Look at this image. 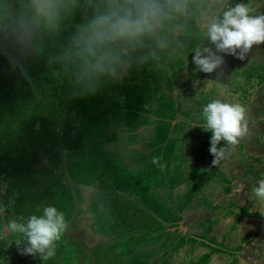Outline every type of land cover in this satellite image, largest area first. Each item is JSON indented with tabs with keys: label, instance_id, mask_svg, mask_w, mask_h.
<instances>
[{
	"label": "rangeland",
	"instance_id": "obj_1",
	"mask_svg": "<svg viewBox=\"0 0 264 264\" xmlns=\"http://www.w3.org/2000/svg\"><path fill=\"white\" fill-rule=\"evenodd\" d=\"M3 3L0 23L8 18ZM239 3L264 14V0ZM79 19L70 17L55 36L57 51ZM168 55L133 61L85 92L54 65L47 48L13 56L0 48V165H9L0 174V230L47 206L62 212L66 224L46 260L22 254L26 238L6 231L2 264H264V206L252 196L264 179V123L246 119L241 140L250 146L237 144L213 167L212 133L202 114L214 99L239 104L238 90L251 88L250 76L259 80V96L249 93L246 113L260 102L264 107V44L244 60L222 54L220 76L199 72L194 63L156 71ZM171 73L173 89L166 85ZM64 81L75 127L63 140L57 102ZM225 81L234 87L226 97L217 90ZM198 144L210 157L194 167L186 147ZM157 158L164 168L152 163Z\"/></svg>",
	"mask_w": 264,
	"mask_h": 264
},
{
	"label": "clouds",
	"instance_id": "obj_2",
	"mask_svg": "<svg viewBox=\"0 0 264 264\" xmlns=\"http://www.w3.org/2000/svg\"><path fill=\"white\" fill-rule=\"evenodd\" d=\"M3 10L8 18L0 23V48L9 56L39 52L46 38L62 34L65 22L78 15L55 61L85 92L94 91L98 81L115 76L133 61L157 57L191 31L201 32L207 40L193 49L196 70L217 76L225 64L222 54L244 60L254 45L264 44V14H252L245 3L227 5L226 0H4ZM202 114L212 133L209 152L214 167L246 136V109L214 99ZM152 163L165 167L158 158ZM252 196L264 206V179L253 187ZM65 227L64 214L47 206L26 223L9 221L5 231L26 238L22 254L46 260L55 255Z\"/></svg>",
	"mask_w": 264,
	"mask_h": 264
},
{
	"label": "trees",
	"instance_id": "obj_3",
	"mask_svg": "<svg viewBox=\"0 0 264 264\" xmlns=\"http://www.w3.org/2000/svg\"><path fill=\"white\" fill-rule=\"evenodd\" d=\"M239 1H241V0H229V2L231 3V6H234L235 4L239 3ZM54 38H55V36L51 37V38H46L39 51H42L43 49L47 48L49 50V52L52 54V56L54 57V60H53L54 65L57 66L59 63H57L55 61V56L57 55L58 51H57V48L52 44ZM206 44H207V40L204 38L203 34L201 32H198V31H191L186 36L179 37L169 50L162 52V53L167 52V54L173 55V57H175V58L170 59L169 55H168V57H166V61L163 60L162 63L160 64V66L156 67V71L165 70V69L170 70L173 66H179V68H180L182 65L188 63L189 60L193 58V56L195 55V53H193V49L195 47L203 46ZM177 52L183 53L185 56L179 57L176 55ZM187 59H189V60L186 61ZM155 74H156L155 76L158 77L156 79V81H162V74L158 75L157 72H155ZM167 78L171 79V81L169 82V85H168V81H167L166 85L170 86L171 87L170 89H173L175 82H176V81H174L175 77L173 78V73H171ZM66 86H67V83H66V81H64V83L62 84L63 91H62V94H59L58 102H57V106H59V108H60L59 109L60 115H59V121L57 123V129L59 131H62V134H63L62 139L63 140L68 135L70 130L75 127V124H74V121H73L72 115H71L72 107H70V97H66V93H67V91L65 89ZM51 127H53V126L51 125ZM59 131H58V134H59ZM50 135L51 134H49V136H48L49 139H51ZM61 144H62V148H60V150L63 151V147H66V145L64 146V144H66V143L61 141ZM68 150L70 151V150H75V149H73L72 147H69ZM64 154H62V155H64ZM8 167H9L8 164L2 163L0 165V174H1V172L6 171V169ZM0 222L3 224L1 217H0ZM0 228H1V226H0ZM5 232L6 231L4 228L0 230V253L2 251V248H5L6 245H8L9 239L7 237L8 235ZM158 253H159V251L157 252V255H158ZM59 259H61V257H59ZM3 260H4V257H2L0 255V264L3 263ZM163 264H165V263H163Z\"/></svg>",
	"mask_w": 264,
	"mask_h": 264
},
{
	"label": "crops",
	"instance_id": "obj_4",
	"mask_svg": "<svg viewBox=\"0 0 264 264\" xmlns=\"http://www.w3.org/2000/svg\"><path fill=\"white\" fill-rule=\"evenodd\" d=\"M264 62V61H263ZM257 63H260L258 60H257ZM193 64V62H192V59H190L189 60V62L188 63H186L184 66H187V67H189V66H191ZM183 66V67H184ZM229 68H231L230 67V65L228 66V68L227 67H225V70H228ZM185 69H186V67H185ZM192 69V68H191ZM232 71V69H230V72ZM228 72H229V70H228ZM227 78L228 79H231L232 77L231 76H227ZM251 81H256V83H254V82H252L251 83ZM221 82H224V81H221ZM247 82L250 84V87L251 88H246V89H241L242 87H240V89L238 90V93H239V95H238V97H237V99H238V101H239V104H241V105H243L245 108L248 106V105H250V103H251V99H249L247 96H249V93L250 92H252L253 91V93H255V95H253L251 98L253 99V98H255V96H257L258 95V89H259V80L257 81L256 79H253V77H249V79L247 80ZM227 83H229L228 81H225V85H222V87H221V89H217V90H222V92H223V94H224V96L226 97V96H228L227 95V93L228 92H232L233 91V88L234 87H232V85H228ZM217 84V83H216ZM211 86H212V83H211ZM192 87V86H191ZM214 87V86H213ZM216 88L218 87V85H216L215 86ZM215 88V89H216ZM232 94V93H231ZM259 96V95H258ZM232 97H233V94H232ZM228 98V97H227ZM175 100H177V98H175ZM174 101V100H173ZM190 102H194V99L193 100H190L189 101V103ZM176 103H177V101H176ZM188 103V104H189ZM195 103V102H194ZM189 105H185V107L187 108ZM178 109V108H177ZM179 110V109H178ZM182 112H184V110H181ZM203 112V111H202ZM179 113V112H178ZM181 113V112H180ZM181 116H183V115H181ZM256 117V119L258 120V121H261V122H263L264 123V107H263V105H262V103L260 102L259 103V105H258V108L252 113V114H249L248 112L246 113V119H251V121H253L254 120V118ZM253 123V122H252ZM252 123H251V126H252ZM257 132H259V131H256L255 133H254V131H253V133L254 134H256ZM179 139V138H178ZM178 139L176 140L177 142H178ZM242 139V138H241ZM188 141V142H190L189 140H186L185 138L184 139H181L180 140V142L181 141ZM170 146H171V144H170ZM194 146V145H193ZM250 146V143L249 142H245L244 140H240V142H239V144H238V147H245V148H247V147H249ZM187 152L188 153H191V155H192V157H193V162H194V167H196L197 166V163H195L196 161H199V159H201V158H204L205 159V161H206V158H209L210 157V154H207V152L206 153H204L203 152V150H202V146H200V144H198L197 146H194V147H192V145H187ZM192 148V149H191ZM170 149H171V147H170ZM193 149H195L196 151H194ZM172 150V149H171ZM193 150V151H192ZM173 151V150H172ZM209 152V151H208ZM204 153V154H203ZM210 153V152H209ZM199 154V155H198ZM207 165V164H206ZM193 168V167H192ZM198 169V168H197ZM197 172H199V170H197ZM201 174V173H200ZM209 174L210 173H208V177H209ZM194 178H195V176H194ZM193 178V179H194ZM212 264H216L215 262L214 263H212Z\"/></svg>",
	"mask_w": 264,
	"mask_h": 264
},
{
	"label": "flooded vegetation",
	"instance_id": "obj_5",
	"mask_svg": "<svg viewBox=\"0 0 264 264\" xmlns=\"http://www.w3.org/2000/svg\"><path fill=\"white\" fill-rule=\"evenodd\" d=\"M4 261V260H3Z\"/></svg>",
	"mask_w": 264,
	"mask_h": 264
}]
</instances>
